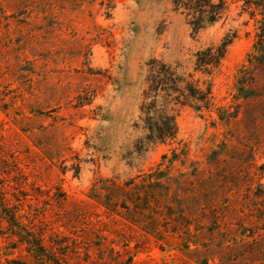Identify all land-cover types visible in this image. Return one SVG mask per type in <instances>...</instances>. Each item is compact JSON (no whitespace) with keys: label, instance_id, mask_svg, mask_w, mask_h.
<instances>
[{"label":"rangeland","instance_id":"374dc122","mask_svg":"<svg viewBox=\"0 0 264 264\" xmlns=\"http://www.w3.org/2000/svg\"><path fill=\"white\" fill-rule=\"evenodd\" d=\"M224 1L193 32L172 0H0V264H264V0ZM152 61L211 90L159 98L170 139Z\"/></svg>","mask_w":264,"mask_h":264},{"label":"trees","instance_id":"16d2710c","mask_svg":"<svg viewBox=\"0 0 264 264\" xmlns=\"http://www.w3.org/2000/svg\"><path fill=\"white\" fill-rule=\"evenodd\" d=\"M177 8H180L187 17V23L193 32L210 25L222 16L225 10V1L217 0H172ZM234 36H224L218 44L199 50L194 55V69L204 74H210L218 67L223 58L227 46ZM150 64L148 78V102L141 105V113L144 115V128L148 131L149 139L164 140L175 135V122L173 115L169 113L164 104H158L159 98L170 99L173 103L194 100L195 104L189 105L196 110L208 109L211 105V90L209 85L205 89L193 86L189 81L179 76L175 69L165 63ZM151 93H153L151 95ZM161 94V96H160ZM182 100V101H181Z\"/></svg>","mask_w":264,"mask_h":264}]
</instances>
